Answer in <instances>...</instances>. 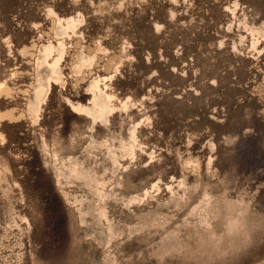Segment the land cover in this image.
I'll return each mask as SVG.
<instances>
[{
  "label": "rangeland",
  "instance_id": "1",
  "mask_svg": "<svg viewBox=\"0 0 264 264\" xmlns=\"http://www.w3.org/2000/svg\"><path fill=\"white\" fill-rule=\"evenodd\" d=\"M230 210L264 264V0H0V264H177Z\"/></svg>",
  "mask_w": 264,
  "mask_h": 264
},
{
  "label": "clouds",
  "instance_id": "2",
  "mask_svg": "<svg viewBox=\"0 0 264 264\" xmlns=\"http://www.w3.org/2000/svg\"><path fill=\"white\" fill-rule=\"evenodd\" d=\"M221 212L222 209L213 204L206 214L209 220H217L221 219ZM223 219L224 231L219 234L197 232L184 242L178 241L164 256L174 254L177 264H237L240 257L256 243V234L249 229L245 213L230 210V215ZM187 241H194L195 247Z\"/></svg>",
  "mask_w": 264,
  "mask_h": 264
},
{
  "label": "bare ground",
  "instance_id": "3",
  "mask_svg": "<svg viewBox=\"0 0 264 264\" xmlns=\"http://www.w3.org/2000/svg\"><path fill=\"white\" fill-rule=\"evenodd\" d=\"M59 22H60V19H59ZM51 52L52 51L49 48H46L44 50V53L42 54L43 55L42 58H43V60L45 62H47L46 59L48 58L49 53H51ZM58 64H59V59L54 60L52 63L47 62L46 65H48L47 68H49V73H50L49 76H47L46 80L43 79L44 77H42V75H39L37 77L38 78V84H37V87H35L33 99H31L29 101V106H30L31 109L34 110V109L39 107V104L41 102V97H42V94H43V90L46 87L47 88L50 87V83L52 82V80H57L58 79V75H59L58 71H57ZM98 82L99 81H95L92 84L93 85V89H98V90L101 91V89L98 87ZM105 97H106L108 103H110L111 102V96L109 94L105 93ZM72 107L78 112L84 111V109H85V108H83L81 106H75V105H72ZM107 109H108L107 103L105 101H102L101 103H98V104L95 105L94 110L92 111V115H93L94 118H102L107 113V111H108Z\"/></svg>",
  "mask_w": 264,
  "mask_h": 264
}]
</instances>
